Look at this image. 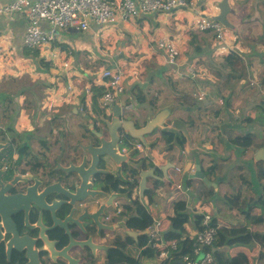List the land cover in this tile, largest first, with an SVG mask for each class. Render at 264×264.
Masks as SVG:
<instances>
[{
	"label": "crops",
	"instance_id": "crops-1",
	"mask_svg": "<svg viewBox=\"0 0 264 264\" xmlns=\"http://www.w3.org/2000/svg\"><path fill=\"white\" fill-rule=\"evenodd\" d=\"M12 1L14 0H0V3L6 4ZM195 1L197 9L205 11L210 16L216 18L220 14L219 4L221 0H216L217 3L215 5L211 4L215 0ZM253 2H255V6L258 3L256 0H230V11L227 17L231 15L234 19L238 15L239 17L242 15L241 18L246 16L249 14L246 13L248 6L250 8ZM244 6H246V10L238 14V8L241 9ZM197 13L198 10L188 7L178 9L172 13L150 15L148 20L141 21L142 26L140 28H143L144 31L147 30L148 33L154 32L159 36L164 35L173 38L186 60H189L192 55L200 54L202 56L203 53L208 51L212 57L214 53H222L224 54L222 56H226L231 50L236 49L235 47L238 46V41L241 37L233 23L230 33H234L237 36V42L226 53L217 45L215 36L211 32L200 33L196 31L195 19ZM256 18L257 14L255 13L253 19ZM28 25L29 21L24 13H15L12 16L5 13L0 14V31L4 34L3 46L6 49L5 56L0 57V98L11 101L12 90L17 87L21 100L19 104L25 106L18 123H16L18 125L17 132H6L2 140L5 142L14 141L17 139L16 134H20L23 131H26L31 138H37V136L34 137L31 134L35 131L36 124L43 128L47 127L51 121H56L55 123L52 122L54 125L57 122L69 121L70 119L67 117L69 114H72V120L70 121L73 124H76V126L82 125L79 126L80 135L76 137L87 140L91 131L88 128L92 127L90 121L92 119L89 113L81 110V107L86 108L88 112L90 104L94 102L97 89H104L105 91L104 82L99 75L103 68L86 69L84 75H87L85 77L79 76L77 71L84 72V67L81 65L82 62L89 61V58L85 57L86 55L83 58L79 55L76 60L71 58L74 64L73 70L76 71L74 76L69 78L64 71V63L69 61L71 64L70 58L68 59L65 55L67 36L81 31L74 28L65 31L61 38L54 41L49 49L42 50L41 47L31 49L24 43ZM250 25L251 22H248L247 27H250ZM43 26L48 28L47 24H43ZM136 26H138V23L121 21L110 28H101L91 22L90 30L81 32V38H78L77 41L79 42L78 48L86 51L85 53L88 57H91L92 54L95 55L94 51L99 49L100 51L98 50L95 55L96 58L93 56L92 61H96V63L98 61L105 67L114 63L113 55L120 52L126 54L128 49L133 57L137 56L138 53L144 54L146 50L152 52V41L142 32H140L142 34L140 38L138 31L141 30H136ZM209 38L212 39L208 41ZM100 46L104 48L101 49ZM51 50L58 52L57 56L62 57L63 60L59 64H54L49 59ZM238 52L242 53V51ZM141 57L143 56L140 55L139 58ZM42 60L51 63L50 67L42 63ZM101 61H104V63ZM130 61L128 59V63L125 64L127 88L122 96V101H126L128 105H133L135 113L131 114L132 118L136 119L138 126H142L159 110L171 107L172 114L168 118L167 124L176 129V131L181 132L182 136L186 138L184 150L180 146H176L173 149L174 155L172 156L170 151H166L164 144L147 148V151L145 150L142 153L138 152L142 155H148L145 159L146 169L144 170L155 168L154 176L149 179L150 188L145 191L143 196V203L146 206L148 215L152 218V222L154 223L156 219H162L164 223L163 232L171 230L173 228L172 219L177 214L176 208L182 206L180 213L187 215L188 219L182 224L181 231L192 238L199 232L197 225L198 216H203L206 213L213 215L219 223L226 227L245 226L252 231L264 232V217L261 221H256L258 216H262V209L257 206L258 199H253V196L256 195V186L255 188L254 186L248 187L243 184L240 178L241 174L249 179L255 174L258 178L257 163L260 160L257 161L255 156L249 157L250 152L248 151L242 153V150L233 146L230 141L231 137L243 134L239 132L242 126H251L255 120L247 113L244 117L247 123L244 125L240 124V126L234 127L231 125L232 123H229L223 131H220V125L216 126V134L219 135V138L214 141L212 133L207 131L205 122L201 123L206 114L210 113L212 106L211 104L208 105V103L202 104L201 101L195 98L198 83L202 86H204L203 83H207L204 78L205 75L203 76L202 73L203 70H199V75L193 78L187 73V65L185 63L172 64L168 61L166 55L159 52L155 59L154 67H152L151 72L146 77L145 75L139 76L135 74V69L138 68L137 65L139 66L140 62ZM141 64L146 63L141 62ZM146 71L149 72L147 68ZM69 81L70 84H79L82 88L93 85L91 87L93 88L92 94H88L87 99L79 95L75 98L73 91L68 88ZM149 86L153 89V96H156V94L162 95L167 89L172 93H169L171 96L174 94L177 96L181 95V97L182 95H193L195 99L192 102L193 104H189V106L181 98H179L181 100L179 102L166 99L164 104L158 103L159 101H150L148 103L142 91L145 92V89ZM214 88L215 90L212 93L218 94V85L215 84ZM207 94L206 97L208 98L209 96L210 100L211 91H209V95ZM101 96L97 97L100 98V101ZM88 103L90 104L88 105ZM199 103L202 104L201 107H197L196 104ZM55 105L59 106V108L55 109V114L50 115L47 113L48 111H53ZM45 106H47L48 111L42 116ZM252 107L253 105L248 107V109ZM50 108L52 109L50 110ZM188 109L195 113V117L189 115ZM185 110L187 111L186 115L181 114ZM253 128L251 126L245 132L255 133ZM147 140L150 142L149 139ZM251 148H254L253 150L255 151L257 146ZM244 161H247V164L248 161L253 162V167L244 165ZM225 164L231 167L225 169L222 166ZM175 165L181 168L180 172L176 170ZM212 165H217L214 172L210 170ZM197 166L201 167V171L208 178V181L192 177L197 172ZM170 182L181 183L184 188L171 190ZM245 205V210L241 211V207ZM115 232L116 234L111 238L115 246H120L124 250L132 244L133 239L129 234H123V231ZM95 240L97 241V238ZM129 248L127 252L130 254H140L141 250L139 252H131ZM241 251L248 253L251 256V263L255 264V259L261 258L260 252L264 251V247L256 243L252 246H234L230 249V253L233 256ZM124 260V257L120 254L108 256L105 251H100L95 264H118L124 262ZM143 264H160V260L157 256L156 258L144 257Z\"/></svg>",
	"mask_w": 264,
	"mask_h": 264
},
{
	"label": "water",
	"instance_id": "water-1",
	"mask_svg": "<svg viewBox=\"0 0 264 264\" xmlns=\"http://www.w3.org/2000/svg\"><path fill=\"white\" fill-rule=\"evenodd\" d=\"M219 7L220 14L216 19L233 27L227 18L230 0H221ZM120 58H126L123 52L115 57L116 60ZM122 96L109 111L98 114V118L90 115L92 127L88 128L91 131L87 143L81 147L82 154L69 159L70 163L66 165L58 160L56 170L61 178L50 177L51 182L46 183L40 193L46 199L61 196L59 202L55 198L46 207L38 206L52 215L53 223L61 222L56 226L66 231L69 237L67 246L58 249L62 244L59 239H44L41 234L35 236L24 223L0 212V264H95L98 252L103 250L110 256V250L116 248L108 241L115 231L124 230L133 239L132 243L139 244L140 234H150L154 229L150 227L141 233L126 230L125 224L116 222L121 216L118 200L124 197L119 192L124 190L126 183L123 177L129 174L133 191L138 188L143 197L150 188L149 179L154 176L155 168L144 170L145 163L136 160V152H144L136 147L137 142L147 149L153 147L147 140L148 136L157 130L173 132L176 137L182 133L167 124L172 114L171 107L159 110L144 125L138 126L131 116L135 113L133 106L129 108L128 103L122 101ZM8 143L0 142V150L8 148ZM255 151V159L264 160V146L255 148ZM108 176L115 179V188L108 184ZM192 177L208 181L200 166ZM101 224L105 226L101 227ZM56 226L49 228L50 231ZM96 237L105 242L98 244L94 241ZM74 240L78 243L73 244ZM73 246L80 248L79 256L72 254ZM180 263L184 264L183 261Z\"/></svg>",
	"mask_w": 264,
	"mask_h": 264
},
{
	"label": "rangeland",
	"instance_id": "rangeland-1",
	"mask_svg": "<svg viewBox=\"0 0 264 264\" xmlns=\"http://www.w3.org/2000/svg\"><path fill=\"white\" fill-rule=\"evenodd\" d=\"M258 1L257 5L255 6V2H253L250 5V8L248 6V11H246V16L242 17V15L237 16V18H232L231 15L228 16V21L232 24H234L237 28V33L240 35V39L238 41V46H236L235 50H231L230 53H235L237 56L241 57V60L239 63L236 64V71L231 72V68L224 67L220 62L223 61L224 54H210V52L203 53L202 56L200 54L192 55V57L189 58V61L192 63H197V74L199 70H203V76L207 80V83H203L204 86L200 85L198 83L196 92H195V98L197 100L201 101L202 104L208 103L211 104L212 108H210V113L206 114V117L202 119L201 123L205 122L207 131H210L213 136V140L219 138V135L216 133V126L220 125V131H223L226 125L229 123H232L231 125L236 127L240 126V124L244 125L247 122H245L244 117L249 115L252 119L255 120V122L251 125L253 128V131L257 133V136H255V145L257 148H260V145L264 142L260 138L259 135L264 134V120L256 115V111H263L264 110V0H256ZM262 2V4H261ZM217 1L211 2V4L215 5ZM260 3V4H259ZM259 4V5H258ZM263 5V6H262ZM255 8L253 9V7ZM246 10V6L239 9L238 8V14L240 12H243ZM245 13V12H244ZM255 13L257 14V18L253 19ZM150 15H145L144 17L140 18L136 23H138V26H136V30L138 31V35L141 38L142 34H146L150 41H152V52L150 50H146L144 54L138 53L137 56H132L131 52L124 53L126 58H120L119 60H116L115 57L117 54L113 55L114 57V63L109 65L110 67H121L126 70V65L128 62L127 60H131L130 62H140V65H137V69H135V74L141 76L145 75L146 77L151 72L150 70L152 67H154L155 59L158 56V53L161 52L163 55H165L164 49L160 47L158 40L160 38H168L169 36H159L157 33L150 32L148 33L147 30H143V28H140L141 21H146L150 17ZM241 18V19H240ZM248 22H251L250 27H247ZM135 23V24H136ZM146 24V23H144ZM232 24V26H233ZM229 29H231L229 27ZM82 32V31H81ZM81 32L75 33V34H69L67 44L65 45V55L66 57L71 61V58L73 60H76V58L81 55L89 58V61L82 62L81 65H83V73L81 71H77L79 76L85 77V70L86 69H101L105 66L97 61H92L93 56L96 58L97 51L95 50L94 54H92L91 57H88L85 53L86 51L80 50L78 47V38H81ZM142 32V34H140ZM154 33V34H153ZM146 38V37H145ZM170 39H173L169 37ZM212 38H209L208 41H210ZM225 43L227 42L230 46L236 45L237 42V36L234 33H230L227 36L226 40H224ZM175 42V41H174ZM217 43V42H216ZM218 45V43H217ZM101 49L104 47L100 46ZM221 47V46H220ZM241 47V48H240ZM99 48V47H98ZM223 52L227 51L221 47ZM100 51V50H99ZM238 51H242V53H239ZM215 52V51H214ZM195 53V52H194ZM142 55L143 57L139 58V56ZM52 62L54 64L60 63L63 59L61 56L52 57ZM159 60V58H158ZM79 62V61H78ZM141 62H145L146 64H141ZM101 64V65H100ZM71 66H74V64L71 61ZM146 68L149 72L146 71ZM140 69V71H139ZM76 71V70H74ZM219 72L221 74H219ZM198 76V75H197ZM67 83V82H66ZM218 85L219 92L218 94H213L212 92L215 90L214 85ZM93 85H91L92 87ZM203 88H206V92L209 95V91H211V99L209 100V96L207 97H201L200 91L203 90ZM75 90L73 93L76 96H81L85 99L88 98V93L86 92L87 87H80L79 84H75ZM81 90V91H79ZM93 90V88H92ZM80 92V93H79ZM144 96L146 101L148 103L150 101L158 102L160 104H164L166 99L169 101H181L179 98L184 99V103H186L187 106L189 104H193V100L195 99L194 96H185V95H169L171 93L167 89L162 95L156 94V96H153L154 92L151 86H149L147 89H145ZM172 94V93H171ZM20 93L17 90V87H14L12 90V96L11 101L6 100L4 98H0V136L4 137L6 135V132H17L18 120L20 118V115L23 113V109L25 108L24 105L19 104L20 100ZM167 96V97H165ZM178 99V100H177ZM95 102H99V107H102L100 98L95 97ZM92 103V102H91ZM196 104L197 107H201L202 104ZM45 105V104H44ZM185 105V104H184ZM251 105H253L252 108H249ZM191 106V105H190ZM43 109L42 116L46 114L47 106ZM53 111L47 112L50 115L55 114V109L59 108V106L55 105L53 107ZM88 108V106H87ZM255 108V109H254ZM187 111H182L181 114L186 115ZM189 115H192L195 117V113L192 112V110L188 109ZM263 113V112H262ZM63 116V115H62ZM33 117V116H32ZM67 117H69L70 120H72V114H69ZM258 117V118H257ZM63 121V122H57L51 121L49 123V127H40L38 124H36V127L34 128V132L31 134L37 138H31L28 136V133L26 131L20 132V134H16L17 139L14 142V152L17 153L21 148V153H25V157H33L34 162L41 161L44 159L43 154H40V150H42L40 144H45V147L48 148L55 144L54 139L57 140H63L69 137V139L76 137L77 135H80V128L78 125L73 124L71 121ZM53 122V123H52ZM221 123V124H220ZM76 126V127H75ZM250 125H244L239 127V132L244 133L245 131H248L246 129L251 128ZM225 130V129H224ZM263 133V134H262ZM259 134V135H258ZM260 138V139H258ZM212 140V139H211ZM254 145V146H255ZM254 148H250L248 152H250L249 157H253L256 154V151L253 150ZM20 162V160H19ZM242 163V162H241ZM244 165L248 167H253V162L244 161ZM225 169H228L231 167L230 165L226 166L222 165ZM230 170V169H229ZM256 171V170H255ZM245 174V173H244ZM253 182H258V179L255 174L252 175L250 178ZM262 217H264V211L262 212ZM255 264H264V257L256 258ZM263 262V263H262Z\"/></svg>",
	"mask_w": 264,
	"mask_h": 264
},
{
	"label": "built area",
	"instance_id": "built-area-1",
	"mask_svg": "<svg viewBox=\"0 0 264 264\" xmlns=\"http://www.w3.org/2000/svg\"><path fill=\"white\" fill-rule=\"evenodd\" d=\"M194 8L198 10L195 19V29L200 33L211 32L215 36V41L219 46L227 52L232 49L227 42L225 43L230 29L228 26L210 16L205 11L197 9L195 0H14L12 2L0 3V14L13 15L15 13H24L27 16L29 25L25 35L24 43L27 47L35 49L41 47L46 50L52 47L54 41L59 40L65 31L76 29L86 32L91 28V22L101 28H110L117 23L137 22L145 15H157L161 13H172L178 9ZM43 24H47L45 28ZM4 34L0 31V57L5 56L6 49L3 46ZM174 39L160 38L158 40L160 47L164 49L168 61L172 64L183 62L187 65V73L195 78L197 74V63H190L184 57L177 47ZM49 59L57 57L58 52L50 51ZM65 74L72 78L74 76L73 66L69 61L64 63ZM125 69L121 67H105L99 72L105 91L101 96V104L104 110L109 111L126 91ZM86 92L92 94L91 87L87 86ZM68 88L75 91V85L70 81ZM206 90H201V97H206ZM90 103H88L89 105ZM129 108L132 107L130 104ZM52 108H50L51 110ZM84 111L85 108L81 107ZM0 136V142H3ZM136 147L141 151L145 150L142 143H137ZM180 172L181 168L176 167ZM171 190L183 189L181 183L170 182ZM214 216L210 213L203 215V230L199 231L195 236L196 244L194 248V256L199 254V245L203 247H211L216 240L217 230L213 224ZM154 229L150 232L149 245L157 248L160 253L158 258L160 264H172L168 260L170 252L169 248L175 249L176 242H166L162 236L164 223L162 219L154 220L152 225ZM192 255L183 257L184 264H212L214 257L211 252H206L199 259H194Z\"/></svg>",
	"mask_w": 264,
	"mask_h": 264
},
{
	"label": "flooded vegetation",
	"instance_id": "flooded-vegetation-1",
	"mask_svg": "<svg viewBox=\"0 0 264 264\" xmlns=\"http://www.w3.org/2000/svg\"><path fill=\"white\" fill-rule=\"evenodd\" d=\"M54 141L55 144L48 148L45 147V144H40L42 148L40 154H43L44 159L36 162H34L33 157L24 158L25 153H21L20 151L22 148L17 153L14 152L15 140L3 141L4 143L9 142V146L6 149L0 150V192L2 193L0 194L2 195L0 196V212L6 217H12L18 223H24L28 228H31L29 232L35 236L41 234L44 239H47V237L50 239H59L62 244L58 246V249H62L67 246L69 237L65 230L56 226L61 222L57 220L53 223L52 215L43 211L38 206V204H41L42 207H46L55 198L59 202L61 196H52V198L46 199V197L40 196V193L46 187V183L51 182L49 180L50 177L55 176L59 177V179L61 178L60 172L56 170L58 160H60L62 165L70 163L69 159H74L82 154L81 147L87 143V140L80 137H73L71 139L68 137L60 141L54 139ZM145 150L147 151L146 148ZM107 179L108 184H111L115 188L113 184L115 179L112 176H108ZM123 179L126 181L124 190L119 192L124 197L118 200L119 216H121L116 222H119L121 225L125 224L126 230H137L142 233L145 230L131 227V213H135V216L140 218L145 215L147 210L143 203L144 197L141 196L138 188L135 192L133 191L129 174H124ZM54 225L56 228L50 231L49 228ZM102 226L105 225L101 224ZM120 231H123V234H128L124 230ZM144 235L148 234H140V240ZM94 241L98 244L105 242L98 238L97 241ZM108 241L109 244L114 245L112 239ZM77 243L76 240L73 241V244ZM75 251H80L78 246L72 247V254L79 256L77 254L78 252ZM112 251L110 250V252ZM33 254L35 255V252Z\"/></svg>",
	"mask_w": 264,
	"mask_h": 264
},
{
	"label": "trees",
	"instance_id": "trees-1",
	"mask_svg": "<svg viewBox=\"0 0 264 264\" xmlns=\"http://www.w3.org/2000/svg\"><path fill=\"white\" fill-rule=\"evenodd\" d=\"M198 32V31H197ZM194 35V34H193ZM214 36V34H212ZM196 37V36H194ZM241 60V57L237 56L234 52L227 54L226 56H223V61L220 62L224 67L231 68V72L236 71V64L239 63ZM104 63V61H101ZM42 63L46 64L47 67H50L51 63L43 61ZM107 67H110L107 65ZM233 70V71H232ZM219 74H221L219 72ZM92 89V88H91ZM104 93V89H97L95 97H98ZM90 110L88 109V112L85 108V112L89 113V115L93 114L98 118V114L105 113L104 109L102 107H99V104L97 102H93V104H90ZM263 112V113H262ZM257 116H260L264 120V110L258 111L256 113ZM89 132V130H87ZM90 133V132H89ZM88 133V134H89ZM263 134V133H262ZM90 135V134H89ZM255 136H257V133L253 132H244L243 134H237L236 136H233L230 138V141L233 146L239 148L242 150V153L247 152L251 147L255 145ZM262 140H264V134L259 135ZM148 139L150 140V144L152 146H157L159 144H164L166 151H170V155H174L173 149L176 146H180L181 148H184V145L186 143V138L184 136L176 137L173 132L168 131H161L157 130L151 135L148 136ZM256 146V145H255ZM264 146V142L260 145V147ZM136 160L143 161L145 163V155H142L141 153L136 152L135 154ZM183 157V156H182ZM177 159V158H176ZM175 159V160H176ZM258 182H253L249 178L245 177L241 174L240 178L243 182V184L247 185L248 187L255 188L256 186V192L255 196H253V199H258V207L262 209V212L264 211V160H260L258 163ZM178 165H175V167ZM217 168V165H212L210 167V170L214 172ZM189 185V184H187ZM182 206H178L176 208L177 214L172 219V225L173 228L171 230L165 231L162 233V236L164 240L168 243L170 242H176V248L172 249L168 247V250L170 252L168 260L171 261V263L175 264H181L180 262L183 261V257L185 255H192L194 256V248L196 244V238L195 237H189L186 236L181 231V226L184 223L186 219H188V216L185 214L180 213V208ZM245 206L241 207V211L245 210ZM131 227L138 228L142 230H146L147 228L151 227L153 225L152 218L145 213L144 216L136 217L135 213H131ZM197 218V225L199 231L203 230L204 226H202V219L203 216H198ZM263 219L262 216H258L256 219L257 222L261 221ZM213 224L216 227L217 230V236L216 240L213 243V246L211 247H203L202 245H199V254L194 256V259H199L200 256L205 254L206 252H211L214 260L212 264H252L250 260V255L246 252H239L236 255H231L230 249L234 246H252L256 243L261 244L264 247V232L259 231H252L248 227L241 226V227H226L223 226L221 223H219L216 218L214 217ZM151 243L150 236L144 235L142 239L140 240L139 244L132 243L129 247L125 248L124 250L120 246H116L115 249L111 252L110 255H122L124 257V262L118 263V264H143V258H156L158 257L160 251L149 245ZM130 249L131 252L140 251V254L132 255L129 252H127V249ZM261 257H264V251L260 252Z\"/></svg>",
	"mask_w": 264,
	"mask_h": 264
},
{
	"label": "clouds",
	"instance_id": "clouds-1",
	"mask_svg": "<svg viewBox=\"0 0 264 264\" xmlns=\"http://www.w3.org/2000/svg\"><path fill=\"white\" fill-rule=\"evenodd\" d=\"M129 105H130V104H129ZM129 105H128V106H129ZM131 105H132V104H131ZM132 106H133V105H132ZM137 143H140V142H137ZM151 227H152V226H151Z\"/></svg>",
	"mask_w": 264,
	"mask_h": 264
}]
</instances>
